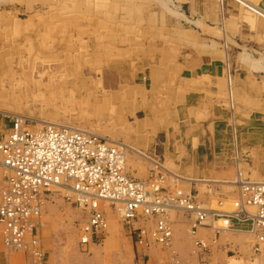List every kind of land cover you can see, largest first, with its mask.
<instances>
[{
  "label": "crops",
  "instance_id": "crops-1",
  "mask_svg": "<svg viewBox=\"0 0 264 264\" xmlns=\"http://www.w3.org/2000/svg\"><path fill=\"white\" fill-rule=\"evenodd\" d=\"M162 1L161 10L143 15L149 20L141 26L119 24L115 12L93 13V17L116 19L113 22L125 29L120 45L112 42L115 36L95 42L101 46L95 53L104 49L102 84L105 93L119 91L124 100L125 107L119 111L125 113L132 144L169 165L200 202L210 203L216 178L231 169L233 146L253 145L256 160L264 162V16L246 13L233 0H224L221 6L217 0ZM255 4L264 11V0ZM10 117L6 122L0 118V133L8 130ZM152 171L147 174L145 165L127 170L137 179H146ZM0 183L1 188L2 178ZM187 222L182 217L173 225L176 251L150 249L144 262L145 253L132 249L115 255L117 261L243 264L250 259L251 264H264V250L254 253L248 237L235 235L236 229L198 228L195 236L206 248L194 251ZM233 225L238 224L233 220ZM229 253L236 256L231 263ZM54 255L48 264H55ZM100 255L89 258L97 262ZM20 257L7 252L0 224V264H15Z\"/></svg>",
  "mask_w": 264,
  "mask_h": 264
},
{
  "label": "rangeland",
  "instance_id": "rangeland-1",
  "mask_svg": "<svg viewBox=\"0 0 264 264\" xmlns=\"http://www.w3.org/2000/svg\"><path fill=\"white\" fill-rule=\"evenodd\" d=\"M102 1L0 0V118L6 122V116L22 115L40 122L83 129L127 145L126 170L145 165L147 174L151 170L173 172L169 165L155 161V158L132 144L127 135L129 130L125 113L119 111L125 107L124 100H120L119 91H111V94L110 91L104 92L100 74L104 67V49L99 54L95 53L101 48L95 42L101 44L115 36L112 42L120 45V36H124L125 31L124 27H118V23L113 22L116 19L102 17L101 14L99 18L93 17L95 11H105L106 15L115 12L121 21L119 24L123 26H141L149 20L143 15L161 10L163 1L104 0L108 2L106 6L99 5ZM248 1L255 3L257 0ZM237 4L246 13L258 15ZM99 21L102 22L101 26L98 25ZM99 30L111 32V35L98 37L95 33ZM232 149V162L228 164L231 169L216 178L219 181L214 197H211L210 203L205 201V205L212 203L210 207H216V202L222 200V209H232L231 200L237 189L233 181L238 168L246 179L264 180V162L256 160L253 145L242 147L238 144ZM184 185L186 183L181 184L178 180L175 186L189 190ZM64 192L52 188L43 204L38 228L42 260L34 259L26 248L7 250L10 254H21L18 260L15 259V264H48L54 252L52 261L55 264H122L115 255L128 253L132 249L145 253L144 262L148 259L147 252L150 249L176 251L172 240L168 244L154 243L147 248L137 244L136 235L131 229L152 228L154 220L140 217L133 221L132 228L127 227L121 221L120 205L114 206L103 201L100 207L108 220L106 232L99 239L82 244L81 227L87 221L88 213L63 197ZM182 217L187 219L189 229L187 215L182 211H171L169 218L172 229ZM234 232L235 235L248 237L253 250L255 235L249 229L237 228ZM192 240L194 251L202 248L195 245L194 237ZM180 245L185 246L182 242ZM259 252L261 250L256 251ZM99 254L101 258L97 262L90 260L89 257ZM231 255L234 253H229V261L236 258ZM126 259L129 260L123 258V261ZM243 264H251L250 259Z\"/></svg>",
  "mask_w": 264,
  "mask_h": 264
},
{
  "label": "built area",
  "instance_id": "built-area-1",
  "mask_svg": "<svg viewBox=\"0 0 264 264\" xmlns=\"http://www.w3.org/2000/svg\"><path fill=\"white\" fill-rule=\"evenodd\" d=\"M223 1L217 0L219 4ZM233 1L255 14L262 10L248 0ZM127 150L125 144L86 130L12 115L8 130L0 133V224L6 249L26 248L34 259L42 260L38 228L52 188L65 191L63 197L88 213L81 227L82 244L106 232L108 220L100 207L103 201L120 205L121 221L127 227L140 217L154 220L149 229L131 227L136 243L146 248L171 241L169 213L182 211L197 247H206L195 238L202 226L219 232L249 223L248 229L255 235L253 250L264 249V180L246 179L238 168L232 209H222V200L210 207L212 203L203 204L193 191L176 187L182 178L176 173L158 170L146 179L132 177L126 170ZM233 220L238 225H233Z\"/></svg>",
  "mask_w": 264,
  "mask_h": 264
},
{
  "label": "bare ground",
  "instance_id": "bare-ground-1",
  "mask_svg": "<svg viewBox=\"0 0 264 264\" xmlns=\"http://www.w3.org/2000/svg\"><path fill=\"white\" fill-rule=\"evenodd\" d=\"M222 4H220V6H221ZM260 12V14H258V15H261V16H264V11L263 10H260L259 11ZM228 80V79H227ZM228 83V82H227ZM229 85V84H228ZM230 87V86H229ZM231 88V87H230ZM229 89V88H228ZM229 102H230V100H229ZM56 124H59V123H56ZM77 129H79V128H77ZM233 129V128H232ZM81 130H83V129H81ZM235 135V134H234ZM239 166V165H238ZM223 221V220H222ZM262 251V250H261ZM258 258V257H257ZM255 262V261H254ZM259 262V261H258Z\"/></svg>",
  "mask_w": 264,
  "mask_h": 264
}]
</instances>
